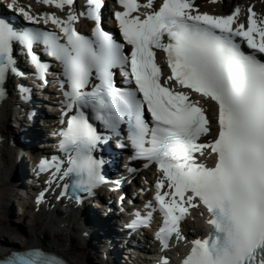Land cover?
<instances>
[{
    "label": "snow or ice",
    "instance_id": "obj_1",
    "mask_svg": "<svg viewBox=\"0 0 264 264\" xmlns=\"http://www.w3.org/2000/svg\"><path fill=\"white\" fill-rule=\"evenodd\" d=\"M34 2L59 14H34L31 5L18 0H8L5 7L31 25L51 24L52 30L25 27L0 14V97L9 77L34 75L47 82L50 65L37 51L42 46L56 62L67 113L58 132L63 156L42 158L37 165L40 172L51 170L45 184L62 182L56 199L68 189L76 204L84 199L81 193L91 197L105 182L104 161L94 154L105 142L102 130L125 134L130 159L157 172L152 198L143 205L149 211H134L127 226L148 227L153 211L159 212L158 264H170L165 253L173 240H186L180 223L198 207L207 213L209 230L187 241L179 264H264V17L254 5L241 20L238 5L215 14L201 11L195 0H160L158 6L154 0L143 5L115 0L122 9L113 13L118 41L102 30V0H86L79 13L76 0ZM141 7L147 9L142 16L133 15ZM82 17L92 22L91 36L75 26ZM18 57L34 73L19 69ZM117 75L124 86L117 84ZM15 87L28 98L27 86L17 82ZM206 104L212 106L211 118ZM197 154L213 163L200 162ZM48 190L36 195V204ZM0 264L63 262L31 247L9 252Z\"/></svg>",
    "mask_w": 264,
    "mask_h": 264
},
{
    "label": "bare ground",
    "instance_id": "obj_2",
    "mask_svg": "<svg viewBox=\"0 0 264 264\" xmlns=\"http://www.w3.org/2000/svg\"><path fill=\"white\" fill-rule=\"evenodd\" d=\"M20 1H23L22 6L31 5L34 14L38 11H52L51 8L37 4L34 0ZM233 1L235 3L232 5ZM196 4L201 11L215 14L220 11L228 13L233 6H247L239 0L227 2L216 0L215 4L209 0H196ZM104 10H108V5ZM12 78L9 77L6 81L4 96L0 99V257L5 256L9 250L36 247L58 256L69 264H138L135 262L136 256L134 258L131 255L133 250L122 246L121 236L114 225L116 217H105L98 211H93L92 205L87 212L85 210L81 213L74 208L67 215H63L59 206L54 207L49 203L48 208L53 209L55 214L48 213L45 208L47 200L36 204L37 193L34 196L28 192L30 196L28 202L12 201L19 194L18 190H22L21 185L25 187L26 181L29 187L31 185L29 180L32 173V158L45 153L49 148V143L45 139L47 134L36 129L35 123L31 127L26 124L25 131L21 128L16 130L11 126V123H14L9 120L10 115L14 113L11 111L14 99L11 91ZM205 108L207 112L212 110L210 104H206ZM51 117L56 121L59 119L55 112ZM36 120L38 118L35 117L34 121ZM109 171L111 172L112 168H109ZM151 175L154 177L153 173ZM141 179L142 176L138 177L136 181L138 184L133 181L132 187L139 189ZM124 188L126 185H121V193L125 192ZM149 190L151 191L150 186ZM29 206L32 207V211H29L31 213H27L26 207ZM95 206L100 207L97 203ZM12 210L13 213L15 211V216L18 215L20 218L10 220ZM26 217L29 220L28 224L19 221ZM190 222L197 227L198 223L194 219H190Z\"/></svg>",
    "mask_w": 264,
    "mask_h": 264
},
{
    "label": "rangeland",
    "instance_id": "obj_3",
    "mask_svg": "<svg viewBox=\"0 0 264 264\" xmlns=\"http://www.w3.org/2000/svg\"><path fill=\"white\" fill-rule=\"evenodd\" d=\"M223 1H225V0H223ZM227 1H231V0H226V2ZM240 2H242V3H245V4H252V5H254V7H255V10H257L258 12H256V13H258V16H260V17H264V0H239ZM235 2L233 1V2H231V4L233 5ZM27 168L29 167L28 165H25ZM115 198H116V195H115ZM19 211V210H18ZM17 213V212H16ZM27 213H31V212H29V211H27ZM9 218H10V220H16V219H18V218H20L18 215H16L15 216V211H14V213H13V210L11 211V213H10V216H9ZM20 222H22V221H24V223L23 224H28L29 223V220H28V218L26 217L25 219H21V220H19Z\"/></svg>",
    "mask_w": 264,
    "mask_h": 264
},
{
    "label": "water",
    "instance_id": "obj_4",
    "mask_svg": "<svg viewBox=\"0 0 264 264\" xmlns=\"http://www.w3.org/2000/svg\"><path fill=\"white\" fill-rule=\"evenodd\" d=\"M65 262V261H64ZM66 264H69V263H67V262H65Z\"/></svg>",
    "mask_w": 264,
    "mask_h": 264
}]
</instances>
